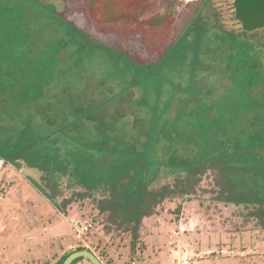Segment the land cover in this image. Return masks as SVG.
<instances>
[{
  "label": "trees",
  "instance_id": "trees-1",
  "mask_svg": "<svg viewBox=\"0 0 264 264\" xmlns=\"http://www.w3.org/2000/svg\"><path fill=\"white\" fill-rule=\"evenodd\" d=\"M211 1L178 33L169 14L151 18L141 45L159 53L140 60L58 0H0L2 165L40 173L29 182L63 215L99 190L135 238L165 198L206 179L214 200L252 207L264 227V0H232L233 29Z\"/></svg>",
  "mask_w": 264,
  "mask_h": 264
},
{
  "label": "rangeland",
  "instance_id": "rangeland-1",
  "mask_svg": "<svg viewBox=\"0 0 264 264\" xmlns=\"http://www.w3.org/2000/svg\"><path fill=\"white\" fill-rule=\"evenodd\" d=\"M58 1L66 19L75 21L95 39L140 60H152L159 53L149 54L141 45L143 33L153 31L147 29L151 18L169 14L173 33H178L201 2ZM211 2L223 15L227 29L238 27L230 15L232 0ZM39 175L0 162V264L29 260L56 264L62 256L79 249L92 252L102 264H264V227L253 215V208L214 200L216 195L209 191L211 179L204 180L196 194L165 198L153 216L142 220L135 238L131 227L118 229L109 221V213L101 211L99 190L94 197L74 199L67 206V215L59 213L29 182ZM168 183H173L172 177L158 182ZM82 190H67L66 196ZM15 240L21 245L15 246ZM76 264L91 263L81 258Z\"/></svg>",
  "mask_w": 264,
  "mask_h": 264
},
{
  "label": "water",
  "instance_id": "water-1",
  "mask_svg": "<svg viewBox=\"0 0 264 264\" xmlns=\"http://www.w3.org/2000/svg\"><path fill=\"white\" fill-rule=\"evenodd\" d=\"M80 258L87 259L91 264H102L100 260L92 252L88 250L73 252L64 260L62 264H72L74 261Z\"/></svg>",
  "mask_w": 264,
  "mask_h": 264
},
{
  "label": "crops",
  "instance_id": "crops-1",
  "mask_svg": "<svg viewBox=\"0 0 264 264\" xmlns=\"http://www.w3.org/2000/svg\"><path fill=\"white\" fill-rule=\"evenodd\" d=\"M4 218H6V216H5ZM56 229H57V228H56ZM56 229L53 228L52 230L56 232ZM59 229L61 230L62 227H60ZM5 239H6V238H4V241H3L4 244H5ZM3 243H2V244H3ZM18 245H21V244H18V243H17V240H15V246H18ZM8 248H9V250H12L13 245L9 244V245H8ZM5 250H6V249H5ZM29 250H30V249H29ZM47 250H48V249H47ZM40 251H42V249H40ZM5 252H6V251H5ZM32 254H33V251L31 250V254H29V255L32 256ZM41 257H43V256H41ZM36 260H37V259H36ZM46 261H47V260H46ZM46 261H45V262H46ZM8 263H9V262H8ZM9 264H14V263H9ZM16 264H36V263L33 262V260H32V262H31V260H29V261H27V262H25V263H24V262H19V263H16Z\"/></svg>",
  "mask_w": 264,
  "mask_h": 264
}]
</instances>
